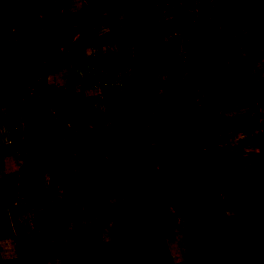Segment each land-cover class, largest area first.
<instances>
[{
	"label": "rangeland",
	"instance_id": "rangeland-1",
	"mask_svg": "<svg viewBox=\"0 0 264 264\" xmlns=\"http://www.w3.org/2000/svg\"><path fill=\"white\" fill-rule=\"evenodd\" d=\"M0 264H264V0H0Z\"/></svg>",
	"mask_w": 264,
	"mask_h": 264
},
{
	"label": "trees",
	"instance_id": "trees-1",
	"mask_svg": "<svg viewBox=\"0 0 264 264\" xmlns=\"http://www.w3.org/2000/svg\"><path fill=\"white\" fill-rule=\"evenodd\" d=\"M94 142V144H97V142L96 141H93ZM99 142H104L103 140H100ZM111 145H114L113 144V141H111V140H109L108 141ZM56 163V162H55ZM65 163H64V161H63V164H59L58 166H56L55 168H54V170H56L57 171V169L59 170L58 172H63L64 170H65ZM49 168V167H48ZM62 174V173H61Z\"/></svg>",
	"mask_w": 264,
	"mask_h": 264
}]
</instances>
